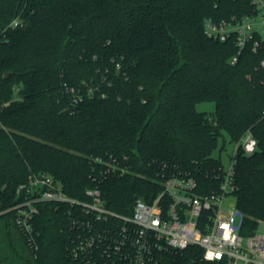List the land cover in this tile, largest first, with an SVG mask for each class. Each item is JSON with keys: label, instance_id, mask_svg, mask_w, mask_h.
<instances>
[{"label": "trees", "instance_id": "16d2710c", "mask_svg": "<svg viewBox=\"0 0 264 264\" xmlns=\"http://www.w3.org/2000/svg\"><path fill=\"white\" fill-rule=\"evenodd\" d=\"M249 11L238 0H0V264H81L69 253L70 205L39 206L36 257L15 226L16 189L32 174L51 175L79 200L99 188L109 211L129 216L177 172L217 191L220 139L236 144L248 131L258 147L237 153L235 197L258 229L264 39L238 53L204 34L207 17ZM204 102L214 110L198 111ZM161 264L213 263L188 249Z\"/></svg>", "mask_w": 264, "mask_h": 264}, {"label": "built area", "instance_id": "2783aa9c", "mask_svg": "<svg viewBox=\"0 0 264 264\" xmlns=\"http://www.w3.org/2000/svg\"><path fill=\"white\" fill-rule=\"evenodd\" d=\"M210 1L218 8L222 0ZM238 1L247 2L251 11L226 18L209 16L204 20V34L222 43L231 40L238 53L247 46L256 52L257 37L264 39V0ZM11 26L17 27L18 22ZM236 62L234 57L232 63ZM260 66L264 69V59ZM257 147L248 131L236 143L229 168L220 171L217 191L203 193L193 175L177 172L152 200L136 199L129 216L109 211L99 188L87 189L86 199L79 200L65 194L51 175L32 174L16 189L19 202L12 208L14 223L34 257L39 251L34 221L39 206L52 203L74 210L75 236L69 253L81 264H161L166 253L188 249H198L213 264H264V234L246 226V216L236 205L234 181L238 151L252 155ZM229 197L235 198L234 205H225Z\"/></svg>", "mask_w": 264, "mask_h": 264}, {"label": "rangeland", "instance_id": "374dc122", "mask_svg": "<svg viewBox=\"0 0 264 264\" xmlns=\"http://www.w3.org/2000/svg\"><path fill=\"white\" fill-rule=\"evenodd\" d=\"M197 110L200 112L210 113L214 110V104L211 102L199 103L197 104ZM235 149H236V144L231 143L228 138L226 139L225 143H223L222 138L220 139L219 147L217 148L216 151H214L213 157L219 158L221 160L223 170H227L229 168L230 159ZM234 204H235L234 197H229L225 202V205L227 206ZM256 232L260 234H264V223H260Z\"/></svg>", "mask_w": 264, "mask_h": 264}]
</instances>
